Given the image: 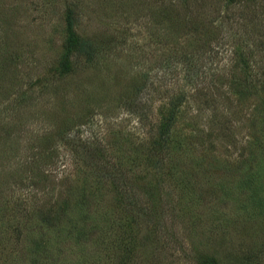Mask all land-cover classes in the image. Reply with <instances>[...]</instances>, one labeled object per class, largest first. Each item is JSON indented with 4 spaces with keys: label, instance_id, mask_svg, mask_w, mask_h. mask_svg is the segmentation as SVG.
I'll return each mask as SVG.
<instances>
[{
    "label": "rangeland",
    "instance_id": "374dc122",
    "mask_svg": "<svg viewBox=\"0 0 264 264\" xmlns=\"http://www.w3.org/2000/svg\"><path fill=\"white\" fill-rule=\"evenodd\" d=\"M180 1L0 0V264H264V8L226 27L220 0ZM68 9L100 50L58 79ZM56 208L70 235L39 220Z\"/></svg>",
    "mask_w": 264,
    "mask_h": 264
},
{
    "label": "trees",
    "instance_id": "16d2710c",
    "mask_svg": "<svg viewBox=\"0 0 264 264\" xmlns=\"http://www.w3.org/2000/svg\"><path fill=\"white\" fill-rule=\"evenodd\" d=\"M239 1L241 0H220V5L222 4V7H224L225 9V15L223 16L226 21H224L226 24L229 25V27H232L236 24H238V26L240 25L239 20H243L242 17V13L240 12L239 9L235 8L236 4L239 3ZM249 2L250 0H244ZM262 1V2H261ZM186 4L187 1L186 0H181L180 4ZM262 6V8H264V0H260V2H258L257 4V8L254 11V18H252L251 20L253 21L250 22L249 25L252 26H257L259 25V21L255 22L254 19L257 16L261 15L264 16V11L258 15V9L259 6ZM220 7V8H222ZM172 14L178 18V20L183 19L182 18V13L179 14L178 12L176 13V10L173 8L171 9ZM215 13L217 12L219 14V17H221L223 14V10L222 9H215L214 11ZM166 13V12H165ZM175 13V14H174ZM170 15H167L166 13V18L167 19H171ZM222 18V17H221ZM184 20V19H183ZM215 22V20L213 19H205V20H200L196 23L195 28L194 27H190L189 28V32L192 33H196L198 32L199 35H201L202 33H206V31H210V35H212V29H213V23ZM223 22V21H222ZM65 23H66V37H65V41L63 43V53L59 59L58 65L55 68L54 71V75L56 78L58 79H63L67 76H69L74 68L76 67L77 61L80 59H85L86 61H91L94 59V57L97 55V53L99 52L97 45L94 43L93 40L87 38V37H83L81 36L77 31H76V19L73 13V10L68 9L67 10V15H66V19H65ZM181 23H187L185 22H181ZM221 22H218V24H220ZM223 25V23L221 24V26ZM246 25V27H247ZM219 27V26H218ZM224 28V27H223ZM208 34V33H207ZM209 35V37H211ZM184 56L185 59H187V54L183 53L182 54ZM238 55V54H237ZM241 57V55H238ZM180 104V99L178 97H174L171 98L169 100V102L167 103L168 108L164 113H161V119H160V123L158 126V139L156 144V149L158 151H161V149L164 148L163 145H165L164 143H167V137L169 135L171 126L173 125L174 121H175V115H176V108L178 107V105ZM163 114V115H162ZM95 161V162H94ZM91 162V161H90ZM103 157L100 156V152H98V156L93 158V163L92 168H99L100 171L103 172L102 168L103 165ZM100 165V166H99ZM107 172V170H106ZM105 173V172H103ZM107 179H109L112 183V186L115 187V190H117V183L115 181V176H105ZM256 191L259 192V190L255 189ZM253 200V208L257 209L260 207L259 203L255 200ZM249 208V207H248ZM62 211H66L65 207L64 210ZM253 211H255L253 209ZM259 213V212H258ZM257 213V214H258ZM256 212L252 213L253 216H257ZM39 220L41 222H43L44 224L49 225L52 229H56L59 231L64 232V229H62V227L59 226L60 220L62 218V214L60 213V210H58L57 208L55 210H51V211H47L45 212L44 210H42L40 212V215L38 216ZM254 217V218H255ZM75 222H73L74 224ZM73 230L75 231V234L78 235L79 239L81 240V237L85 236L86 233V228L84 225H76ZM72 229H70V231H73ZM67 231V234L65 233ZM65 235H70L71 232H69L67 229H65ZM65 238V237H64ZM29 245H28V250L31 254V261L36 260L37 255L40 254H44L45 251H47L48 245L50 244L49 241L46 240H42V239H35V237L31 238L30 236V241H29ZM248 260V257H247ZM198 264H225L224 259L221 258L218 259L216 258V256H214L213 254H204ZM240 264H242V262H240Z\"/></svg>",
    "mask_w": 264,
    "mask_h": 264
}]
</instances>
